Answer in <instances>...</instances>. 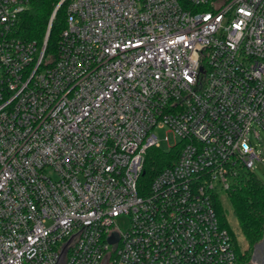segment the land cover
<instances>
[{
    "label": "built area",
    "instance_id": "1",
    "mask_svg": "<svg viewBox=\"0 0 264 264\" xmlns=\"http://www.w3.org/2000/svg\"><path fill=\"white\" fill-rule=\"evenodd\" d=\"M30 6L0 0V264H239L214 197L263 161L264 0H70L47 61Z\"/></svg>",
    "mask_w": 264,
    "mask_h": 264
},
{
    "label": "trees",
    "instance_id": "2",
    "mask_svg": "<svg viewBox=\"0 0 264 264\" xmlns=\"http://www.w3.org/2000/svg\"><path fill=\"white\" fill-rule=\"evenodd\" d=\"M30 0L31 8L21 15L16 36L28 42H37L42 50L50 31L45 49L46 61L56 57L61 34L66 27L67 7L70 0ZM173 151L152 149L146 159L144 182L150 183L154 176L164 168L174 164ZM227 194L232 213L238 223L241 234L247 243V249H242L235 234L232 232L226 210L220 195L214 197V204L221 224L228 228L233 236L239 264L251 261L255 246L264 238V183L253 171H243L241 175L231 180Z\"/></svg>",
    "mask_w": 264,
    "mask_h": 264
},
{
    "label": "rangeland",
    "instance_id": "3",
    "mask_svg": "<svg viewBox=\"0 0 264 264\" xmlns=\"http://www.w3.org/2000/svg\"><path fill=\"white\" fill-rule=\"evenodd\" d=\"M256 130H258L260 132V138L257 139L255 134L252 133V135H250V139L252 141V143H254L256 145L257 148V153L260 154L263 158V161H256L255 162V169L253 170V172L255 173V175L257 176V178L262 181L264 183V130L260 129V128H255ZM158 137H159V141H160V145H161V149L164 151H169L171 146H174L178 141H175L174 136L170 133L167 132V130H161L157 132ZM166 138L169 139V141H166ZM243 172L240 173V175ZM223 206L226 210V214H227V218H228V222L230 225V228L232 230V232L235 234L239 245L242 247V249H247V243L245 241L244 236L241 234L238 223L232 213V209L227 197V194L225 192H221L220 194ZM254 254V252H253ZM256 256L259 257V254L256 253ZM253 257V255H252ZM252 260V258H251ZM251 262V261H250ZM257 264H261L260 261Z\"/></svg>",
    "mask_w": 264,
    "mask_h": 264
},
{
    "label": "water",
    "instance_id": "4",
    "mask_svg": "<svg viewBox=\"0 0 264 264\" xmlns=\"http://www.w3.org/2000/svg\"><path fill=\"white\" fill-rule=\"evenodd\" d=\"M64 1H65V0H62V1H61V3H60V5L58 6V8L61 6V4H62ZM49 34H50V31H49V33H48V35H47L46 43H47V41H48ZM72 240H73V239H70V240L64 245V247H63V249H62V252H61V257H60V260H59V263H58V264H60V263L63 262V260H64V258H65V256H66V254H67V252H68V246L70 245V243L72 242ZM118 240H119L118 235H117L116 233H114V235L109 239V243H110V244H113V243H115V242L118 241ZM263 245H264V238H263V240H262V242H261L260 244H258V245L255 246L254 254H253L252 260H251V262L248 263V264H257V263L259 262V261H258V258H257V256H256V252H257V249H258L260 246H263ZM261 264H264V260H263V262H262Z\"/></svg>",
    "mask_w": 264,
    "mask_h": 264
},
{
    "label": "flooded vegetation",
    "instance_id": "5",
    "mask_svg": "<svg viewBox=\"0 0 264 264\" xmlns=\"http://www.w3.org/2000/svg\"><path fill=\"white\" fill-rule=\"evenodd\" d=\"M257 254H259V257L258 258V261H260V263L263 262L264 260V245L263 246H260L258 249H257Z\"/></svg>",
    "mask_w": 264,
    "mask_h": 264
}]
</instances>
